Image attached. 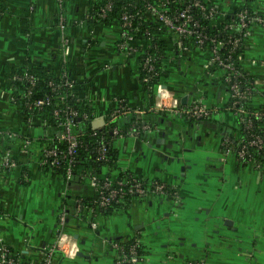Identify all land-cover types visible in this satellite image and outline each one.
I'll list each match as a JSON object with an SVG mask.
<instances>
[{"label":"crops","instance_id":"crops-1","mask_svg":"<svg viewBox=\"0 0 264 264\" xmlns=\"http://www.w3.org/2000/svg\"><path fill=\"white\" fill-rule=\"evenodd\" d=\"M97 1L66 0L61 16L56 0H2L0 133L11 135H2L0 154L9 150L16 165L0 169V252L7 246L39 264L64 234L68 252H77H56L55 264H118L113 243L138 237L142 264H264V162H243L226 146L240 119L227 107L222 70L208 69V55L199 49L168 52V74L150 93L138 61L116 47L119 22L92 21ZM211 1L222 14L240 6L239 0ZM254 7L264 17V0ZM245 43L240 62L256 83L246 104L253 109L264 105V26L253 25ZM29 66L74 80L80 100L95 110V127L120 106L126 111L119 117L122 128L134 117L148 122L142 135L115 139L118 170L166 184L170 196L149 193L106 214L82 203L97 192L90 179L69 184L45 170V119L29 123L13 101V76ZM161 84L174 94L163 98L166 104L177 99L179 108L156 105ZM197 104L211 115L188 114Z\"/></svg>","mask_w":264,"mask_h":264},{"label":"built area","instance_id":"built-area-1","mask_svg":"<svg viewBox=\"0 0 264 264\" xmlns=\"http://www.w3.org/2000/svg\"><path fill=\"white\" fill-rule=\"evenodd\" d=\"M125 1L121 7L120 16L115 20L119 22L120 25V35L116 41V47L119 51L126 54L128 57L135 58L137 61L141 57L142 62L141 66L144 69L149 71L154 70L153 60L154 57L149 52V48L154 46V36H149L148 38H139L137 29L135 26V20H143L145 22H151L154 25H157L159 28V40L165 45L167 52H176L178 54L188 53L193 49H199L202 53L208 55L207 68H211L212 65H216L217 69L222 70L223 79L225 82L229 83V93L231 99L233 98L232 107L234 112L237 114L240 120H246L245 128L249 131H252V119L248 118V113L253 112L254 117L258 121L264 120V108H247V102L242 103L245 100L251 91L241 90L239 77L242 76L244 69L239 70L236 66L237 62L233 60L232 53L238 42L245 41V39L250 35L251 30L249 28V19L247 20L248 10H242L237 12L235 9L231 14H222L219 8L211 0H177L179 1V6H172L174 0H121ZM240 6L244 5L246 0H239ZM257 1V0H256ZM58 13L62 16L63 10L66 5V0H56ZM115 0H107L106 3L100 8L99 16L106 17L108 12L113 8ZM254 3L251 4V8L257 14L252 20L253 25L260 24L264 26V17L255 9ZM239 6V7H240ZM193 11H197L201 16H196ZM3 13H0V17ZM232 14L238 18V26L245 29L244 34L241 38L233 39L231 42L232 47L230 48V53L226 57H222L219 54V47L224 46L226 43L222 39L218 38L219 35L211 36L206 31L205 21H211L216 24L219 28L222 26L224 29H232L234 27L233 20L229 23L225 21L232 17ZM234 19V18H233ZM61 22H63V17H61ZM224 24V25H223ZM146 34H150L146 31ZM192 40V41H191ZM212 41L214 44L210 48V51H206L202 46L206 41ZM64 42L68 43V38L64 37ZM194 46V48H193ZM177 50V51H176ZM168 53V58H169ZM168 60V59H167ZM241 61V60H240ZM238 62V64L241 62ZM167 68V61L165 63ZM243 68V67H242ZM26 71V69H25ZM247 73V72H246ZM13 78L22 79L21 76L14 75ZM24 78L30 82L31 85L35 83L33 75L29 74L28 71L25 72ZM149 78H144V81H148ZM74 80L68 82L72 87H75ZM255 83V80H254ZM159 84V83H158ZM157 84V85H158ZM256 84V83H255ZM161 88V87H160ZM30 90L28 94H30ZM174 96L168 91L163 85L162 89L158 93L156 98H161L157 101L156 105L159 107H173L179 108V100L175 99L172 106L166 104L163 98H169ZM251 99V97H250ZM28 109L32 108H42L43 105L49 104L50 99L44 97L37 99L32 103L23 102ZM122 106L115 109L109 116L113 121L123 114L126 111H123ZM65 113L66 118L60 122L58 125L63 130L60 135L61 140H66L68 142L67 151H59L56 148L51 147L48 142H44L42 146V158L41 166L52 173V165L56 164L60 157L67 158L69 157L70 163L74 160V154L76 153V147L78 145L77 137L73 133L74 120L73 118L78 115L76 110H73L70 107H65L64 109L57 108L54 110L53 115L56 118H59L61 114ZM211 110L203 107L200 104L195 105L191 110L188 111V114L195 117H209L211 115ZM24 116V115H23ZM26 121L30 123L35 117L33 116H24ZM87 115H84V118H87ZM47 125L49 121L44 120ZM108 123V121H107ZM107 123L105 125H107ZM146 125L144 126V128ZM114 135L121 136V129L115 127L113 129ZM137 132L133 128H130V132L127 135H136ZM15 135V134H12ZM253 138L248 142V145L258 146L260 148L264 145V138L260 134H254L252 132ZM29 140L26 138L25 144H29ZM229 143L226 141V146ZM232 150L235 155L241 159L243 162H253L254 158H246V145H243L240 150ZM107 147L102 146L98 149V158L103 159L106 156ZM16 165V161L12 157L9 150L0 154V169H11ZM73 177L72 169L69 168L66 176L63 178L66 181L71 180ZM91 181L94 182L97 186L98 194L100 195L99 202L97 203L99 207H107L112 201L123 202V195L127 194V191L124 190L123 186L125 181L115 177L103 176L99 177L96 175L91 178ZM153 189L147 191V189L142 185L141 182H134L133 186L129 189L130 192L136 193L137 198H145L149 193H156L165 197L170 196L168 189L165 184L161 182L152 183ZM68 237L64 234L59 237L55 244L44 250L41 262L39 264H55L54 255L56 252H62L67 255H74L77 252L75 247H72L68 252ZM135 241L129 246L128 249L121 243L114 242L113 247L119 250L118 264H142L144 255L139 252V246L141 242L139 238H135ZM0 263L1 264H38L36 262H27L20 258H16L11 250V248L4 246L0 252Z\"/></svg>","mask_w":264,"mask_h":264},{"label":"trees","instance_id":"trees-1","mask_svg":"<svg viewBox=\"0 0 264 264\" xmlns=\"http://www.w3.org/2000/svg\"><path fill=\"white\" fill-rule=\"evenodd\" d=\"M107 0H98L95 2L90 10V14H92V21L101 25H112L113 21L120 16L121 7L125 1L115 0L113 8L110 12H108L106 17L99 16L100 8L106 3ZM256 0H246L244 5L237 8V12L242 10H248L247 20L249 19V28L253 27V18L257 15L254 10L251 8V4ZM172 6H179V1L174 0L172 2ZM4 7L2 5V0H0V13H3ZM196 16H201L197 11H193ZM234 18V19H233ZM233 20L234 27L232 29H224L222 26L219 28L216 24L211 21H205L206 31L211 36L219 35L218 38L222 39L226 44L224 46L219 47V54L222 57H226L230 53V48L232 47V40L241 38L245 32V29L240 28L237 24L238 18L232 14V17L228 18L224 24L229 23ZM135 26L137 29L139 38H148L149 36H154V46L149 48V52L154 57L153 65L154 70L149 71L144 69L141 66L142 58L138 59V68L139 75L142 83L152 93L154 86L160 83L163 76L168 74L166 69V61L168 59V52L165 49V45L162 40H159V28L157 25H154L151 22H145L143 20H135ZM223 24V25H224ZM148 31L150 34H146ZM231 40V42H228ZM192 41V40H191ZM213 42L206 41L203 48L206 51H210V48L213 46ZM194 48V46H193ZM177 51V50H176ZM246 51V43L241 39L238 42V46L234 49L232 53L233 60L237 62L236 66L239 70H243L242 66L238 62L243 58ZM211 68H216V65H212ZM26 71L29 74L33 75L35 79V83L33 85L30 84L24 78ZM14 75L21 76L22 79H14V88L16 89L13 94V101L20 106L21 113L24 116H33V117H43L47 119L49 123L44 126L45 134L42 137V142H48L51 147L58 149L59 151H67L68 142L66 140H61L60 135L63 130L59 127V123L62 122L66 118V114L62 112L59 118H56L53 115L54 110L57 108L64 109L65 107H70L73 110L78 112V115L73 118L74 120V128L73 133L77 137L78 145L76 147V153L74 154V160L70 163L69 157L63 158L60 157L56 164L52 165V174L55 177H64L66 176L68 169H72L73 177L67 183H71L74 181H85L86 179H90L96 175H99L106 169V176L115 177L114 172H117L116 177L118 179L124 180L125 185L123 186L124 190L127 191V194L123 195V202L112 201L110 205L107 207H99L98 202L100 199V195L98 191L92 198L82 199L83 205L93 206L100 208L106 214L111 213L115 208L118 207H127L134 198H137V194L130 192L129 189L133 186L135 180L142 183V185L147 189V191H151L153 189L152 183L149 180L137 176L130 171L118 170V161H119V150L114 146V141L116 138L120 136H116L113 133V129L118 127L121 129V136H126L127 133L130 132V128L136 130V135H142L145 132V125H148V122L134 117L130 124H127V128H122L120 124L119 117L115 120L107 119V125L102 127H95V110L89 105L84 103L78 97V94L75 91V88L70 86L68 82L72 81L69 77L57 78L53 75V72L46 67H42L39 69H34L32 67H26L22 70H18ZM144 78H149L148 81H144ZM239 85L240 89L251 91L249 96L242 101V103L250 100V97L254 95L257 91L256 84L254 83V78L250 76L248 73L243 71L242 76L239 77ZM230 88L229 83L225 82ZM74 85L76 83L74 82ZM30 90V94L28 91ZM44 97H48L50 99V103L43 105L42 108H32L28 109L27 106L23 102H30L37 99H41ZM233 98L229 99L228 109L233 110L232 107ZM260 108H264V105L260 106ZM248 118L252 119V131H249L245 128L246 120H240V126L238 128L233 129L231 134L227 137V141L229 145L227 147L232 148L237 151L242 148L243 145H246V158H254L255 161L264 162V145L262 148L258 146L248 145V142L253 138L252 132L254 134H260L264 138V120L258 121L252 111L248 113ZM84 115H87V118H84ZM194 117V116H193ZM192 117V118H193ZM196 118V117H194ZM2 135H8L10 137L11 132H2L0 133V140L2 139ZM1 142V141H0ZM102 146L107 147L106 156L103 159H99L98 157V149ZM166 188L170 193V187L165 184ZM173 190V189H172ZM138 237H134L128 239L126 241L121 242L126 249L135 241L134 239ZM120 241V239H117ZM139 252L144 254L143 246L138 247ZM13 252V250H12ZM14 256L19 258L14 252ZM24 263L27 261L23 260Z\"/></svg>","mask_w":264,"mask_h":264},{"label":"rangeland","instance_id":"rangeland-1","mask_svg":"<svg viewBox=\"0 0 264 264\" xmlns=\"http://www.w3.org/2000/svg\"><path fill=\"white\" fill-rule=\"evenodd\" d=\"M162 85V84H161ZM156 86H154V89H155ZM169 102V101H168ZM106 170V169H105ZM115 173V172H114Z\"/></svg>","mask_w":264,"mask_h":264}]
</instances>
